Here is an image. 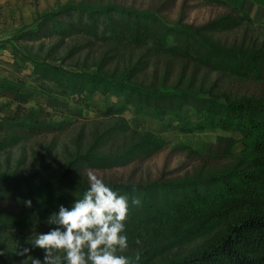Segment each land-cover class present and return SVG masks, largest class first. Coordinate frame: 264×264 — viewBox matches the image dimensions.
<instances>
[{"label":"trees","instance_id":"16d2710c","mask_svg":"<svg viewBox=\"0 0 264 264\" xmlns=\"http://www.w3.org/2000/svg\"><path fill=\"white\" fill-rule=\"evenodd\" d=\"M209 1L231 12L194 26L180 20L170 24L157 12L119 4L68 6L40 18L37 30L17 35L30 40L79 34L87 39L80 49L98 43L106 47L94 64L77 71L47 65L43 73L52 74L65 95L122 97L137 114L169 118L165 129L177 124L184 134L215 129L242 134L241 151L212 155L201 150L205 160L186 176L147 183L104 181L128 198L124 234L129 247L117 254L131 264H264V34L256 33L254 22L245 24L251 16L241 17L239 0ZM256 2L264 7V0ZM60 17H67L66 23ZM24 88L5 80L0 97L28 104L33 96ZM125 105L102 111L117 122L95 129L87 142L84 132L79 134L59 175L43 177L57 163L56 157L50 159V146L29 177L0 174V200L19 207L18 214L0 216L16 226L47 222L61 205L71 208L83 198L87 170L126 166L164 150L167 141L160 134L129 127L122 116ZM25 247L31 256L44 255L26 241L0 251V264L25 261L27 256L17 254Z\"/></svg>","mask_w":264,"mask_h":264},{"label":"rangeland","instance_id":"374dc122","mask_svg":"<svg viewBox=\"0 0 264 264\" xmlns=\"http://www.w3.org/2000/svg\"><path fill=\"white\" fill-rule=\"evenodd\" d=\"M233 1L228 0L231 4ZM255 2L243 0L241 4L238 3L240 14L241 17L250 15L252 18L245 20V24L254 22L251 26L257 29L256 33L263 35L264 7ZM110 4L154 11L170 24L180 20L194 26L206 24L218 15L231 12V7L209 0H0V82L10 80L20 83L25 86L23 92L33 96L28 104L22 105L0 97V174L29 177L36 161L50 146V159L56 157L57 163L43 177L57 176L74 149L79 134L84 132V141L87 142L95 129H103L117 122L115 118L105 117L101 112L125 105L124 98L99 92L94 95H65L62 89L56 87L55 77L52 74L47 77L43 73L47 65H62L76 71L83 66H90L105 51L103 44L80 49L87 39L79 34H48L30 40L27 37L17 38L20 32L25 34L31 29L37 30L40 18L62 8L102 7ZM67 19L60 17L59 20L66 23ZM57 21L55 28H59ZM72 51L74 56H70ZM191 114L192 110L187 108L186 115ZM122 116L131 129L160 134L166 139L167 146L151 158L105 171L93 170L103 181L147 183L180 178L202 165L205 155L201 150L218 155L237 153L243 149L242 134L237 131L215 129L184 134L176 130L177 124L166 130L169 118L161 121L137 114L130 104L125 105ZM24 123L32 125L35 131L26 130ZM213 163V160L207 159V165ZM87 172L83 177L88 180ZM0 212L18 214L19 207L14 201L3 199L0 200ZM11 222L7 217L0 216V251L33 240L38 233H47L55 227L47 222L32 226H16ZM59 254L63 256L62 251ZM33 257L39 258L43 264L44 255ZM24 264H31V260L26 259Z\"/></svg>","mask_w":264,"mask_h":264},{"label":"clouds","instance_id":"9594fccd","mask_svg":"<svg viewBox=\"0 0 264 264\" xmlns=\"http://www.w3.org/2000/svg\"><path fill=\"white\" fill-rule=\"evenodd\" d=\"M87 177L89 188L83 198L76 199L71 208L61 205L48 218L47 223L56 227L27 241L33 248L44 250L43 264H131L129 257L117 254L129 247L124 234L129 211L127 196L113 191L93 170H88ZM24 203L31 207V200ZM30 252L31 248L25 247L17 254L27 256L31 264H42Z\"/></svg>","mask_w":264,"mask_h":264},{"label":"crops","instance_id":"0c3cea01","mask_svg":"<svg viewBox=\"0 0 264 264\" xmlns=\"http://www.w3.org/2000/svg\"><path fill=\"white\" fill-rule=\"evenodd\" d=\"M239 1H240L239 4H241V1H243V0H239ZM255 3H256V5H258L257 2H255ZM258 6H261V5H258ZM239 7H240V6H239ZM240 9H241V8H240Z\"/></svg>","mask_w":264,"mask_h":264}]
</instances>
